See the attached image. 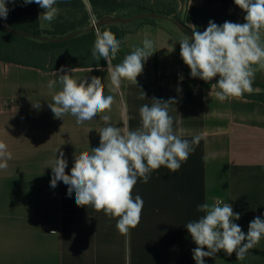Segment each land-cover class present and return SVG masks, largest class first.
Masks as SVG:
<instances>
[{"label": "crops", "instance_id": "crops-1", "mask_svg": "<svg viewBox=\"0 0 264 264\" xmlns=\"http://www.w3.org/2000/svg\"><path fill=\"white\" fill-rule=\"evenodd\" d=\"M184 1L187 25L198 21L201 32L210 20L243 23L244 12L234 0ZM153 22L126 35L127 54L142 46L145 37L154 42L137 85L123 81L113 90L108 65L70 73L77 80L102 79L104 95L114 96L104 114L115 126L127 121L135 129L142 105H151L153 98L175 99L169 114L177 130L189 140L196 134L205 137L176 173L161 166L147 184L137 182L133 196L142 197L143 210L138 226L128 233L119 232L116 220L103 211L78 207L75 193L69 197L62 181L50 185L49 166L59 156L57 150L64 153L70 174L75 153L99 146L95 128L103 121L97 116L78 125L71 115L54 117L47 83L55 79L52 73L63 74L59 70L0 61V142L12 153L8 167L0 169V264H196V245L185 225L204 215L197 212L198 205L216 198L230 203L241 217L234 222L245 234L255 217L264 219V102L243 96L220 102L210 96L218 77L208 83L192 78L178 42ZM257 94H264V71H257L252 91L243 95ZM205 264H264V238L243 260L221 250L205 257Z\"/></svg>", "mask_w": 264, "mask_h": 264}, {"label": "clouds", "instance_id": "clouds-1", "mask_svg": "<svg viewBox=\"0 0 264 264\" xmlns=\"http://www.w3.org/2000/svg\"><path fill=\"white\" fill-rule=\"evenodd\" d=\"M17 0H0V18L7 19L8 3ZM59 0H23L24 5L35 3L44 11L38 20L53 22L59 9ZM244 13V23L225 21L222 25L209 21L202 32L192 25V35H185L179 41L180 57L190 69L192 78H199L211 84L210 96L220 102L240 97L252 91V84L257 71H264V0H234ZM122 40L110 30L95 29V40L91 49L94 61L101 58L107 61L110 87L118 90L123 81L137 85V77L142 73L144 62L153 55L154 42L145 37L142 46L134 47L123 60L112 65L117 57ZM47 83L52 102L48 104L56 118L65 115L75 117L78 125L99 116L103 126L95 128L99 134V146L91 152L81 151L74 154V163L70 174L64 153L59 152L51 162V187L62 181L67 188V195L75 193L78 207H91L97 212L116 220V228L121 233H128L130 228L138 226L144 201L140 195L133 196L138 181L147 184L151 173L166 167L176 173L187 162L195 147L205 137L194 135L191 140L185 138L183 130H177L176 120L169 114L170 105L175 99L163 101L153 98L151 105L139 108L140 124L131 129L124 125L110 123L111 117L104 114L110 111L114 103L113 95H104L102 79L92 76L74 79L70 72ZM182 79V78H181ZM59 84V90L57 85ZM177 91H180L178 88ZM142 91L140 98L145 99ZM39 108L40 103L34 104ZM92 129V128H91ZM89 129V131L91 130ZM12 153L4 142H0V169L8 167ZM197 212L203 213L196 220L189 221L185 227L196 247L192 258L196 264H205V257H215L223 250L231 255L235 252L237 260H243L256 244L264 238V219L257 216L248 225L245 232L234 221L240 214L234 212L230 203L216 198L213 203L205 202L197 206ZM207 249V250H205Z\"/></svg>", "mask_w": 264, "mask_h": 264}, {"label": "trees", "instance_id": "trees-1", "mask_svg": "<svg viewBox=\"0 0 264 264\" xmlns=\"http://www.w3.org/2000/svg\"><path fill=\"white\" fill-rule=\"evenodd\" d=\"M161 1L59 0L56 5L59 13L50 23L49 30L43 29L42 20H38L44 10L37 4L24 5L23 0H17L14 4L8 3L9 13L7 19H4L6 26L25 35H17L0 27V61L39 68L46 72L60 70L62 67L64 70H69L107 66V61L103 58L97 62L91 56L95 30L88 29L92 27V20L98 23L105 19H130L133 15L122 14L115 17L118 11L128 9L136 10L138 16L151 13L177 20L175 7L166 6ZM139 20L144 25H151L155 19L144 17ZM122 25L108 23L100 26L99 29L110 30L117 39L122 40L128 34L121 28ZM195 25L197 30L201 31L198 21ZM188 32L185 31L186 34H190L192 30L188 28ZM72 34H75L73 38L57 44L37 39L38 37L58 39ZM126 55L127 51L123 43L112 65L120 63ZM242 96L264 102V94Z\"/></svg>", "mask_w": 264, "mask_h": 264}, {"label": "rangeland", "instance_id": "rangeland-1", "mask_svg": "<svg viewBox=\"0 0 264 264\" xmlns=\"http://www.w3.org/2000/svg\"><path fill=\"white\" fill-rule=\"evenodd\" d=\"M138 1H142V0H138ZM162 3H164L166 6H174L176 9V15L175 17L177 18L178 21L184 23L189 29L192 30V26H188L185 19H184V12H185V5L186 2L184 0H162ZM133 15V17H135L137 15V11L136 10H124V11H118L115 15V17H118V15ZM138 16V15H137ZM140 19V18H139ZM139 19H136L134 21H132L131 23L128 24H123L121 26L122 29H124L125 31H133L137 28L138 25H142L143 22ZM137 21V22H135ZM139 21V22H138ZM155 21H157L160 25L164 26V31L171 36L172 38L175 39V41L178 42L179 45V41L183 39V37L185 35L189 36V34H186L185 31L180 28L179 26L173 24L171 21L169 20H164V19H155ZM2 23L4 25H6L5 20L2 18ZM97 23V22H96ZM193 26L196 27V25L194 24ZM139 27V26H138ZM167 27V28H165ZM42 28L45 30H49L50 29V23L42 21ZM170 28V29H168ZM180 46V45H179ZM186 66V65H185ZM186 68L190 71V69L186 66Z\"/></svg>", "mask_w": 264, "mask_h": 264}, {"label": "water", "instance_id": "water-1", "mask_svg": "<svg viewBox=\"0 0 264 264\" xmlns=\"http://www.w3.org/2000/svg\"><path fill=\"white\" fill-rule=\"evenodd\" d=\"M144 17H148V18H152V19L169 20L173 24H175V25L179 26L180 28H182L184 31L188 32V27L184 23H182V22H180L178 20H174V19L165 17V16H161V15H158V14H151V13L150 14H142V15H139V16L132 17L130 19H122V18L105 19V20H103L101 22L96 23L95 26H92L88 30H95L97 27L99 28L100 26L105 25V24H108V23L109 24H128V23H131L132 21H134L136 19L144 18ZM0 27H3L5 29H7L8 31H10V32H12L14 34H17V35H22V36L25 35L23 32H20L18 30L9 29L6 25H4L2 23V18H0ZM189 35L191 36L192 33H190ZM74 36H75V34H72V35H69V36H66V37H63V38H58V39H48V38H42V37H38L37 39L42 40V41H46V42H50V43L57 44V43H61V42L70 40Z\"/></svg>", "mask_w": 264, "mask_h": 264}, {"label": "built area", "instance_id": "built-area-1", "mask_svg": "<svg viewBox=\"0 0 264 264\" xmlns=\"http://www.w3.org/2000/svg\"><path fill=\"white\" fill-rule=\"evenodd\" d=\"M96 25V20H92V26Z\"/></svg>", "mask_w": 264, "mask_h": 264}]
</instances>
